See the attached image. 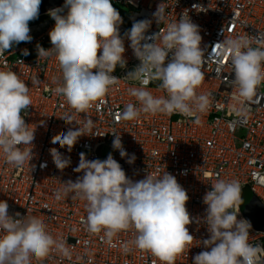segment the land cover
<instances>
[{
    "label": "clouds",
    "instance_id": "obj_1",
    "mask_svg": "<svg viewBox=\"0 0 264 264\" xmlns=\"http://www.w3.org/2000/svg\"><path fill=\"white\" fill-rule=\"evenodd\" d=\"M40 3L41 0H0V55L13 44L30 42L29 22L38 18ZM64 7L65 15L59 14L63 9L49 11L55 21L49 32L52 48L38 47V56L55 57L60 74L53 78L56 86L52 91L64 98L74 115L86 112L118 82L111 73L117 65L126 66L123 54L127 39L140 63L125 78L142 86L159 82L157 87L166 95L154 97L145 87L129 88V95L139 107L129 103L122 118L137 119L141 113L180 114L192 118L195 124L200 123L199 114L206 112L211 102L210 94L196 92L204 80L200 67L202 37L199 26L187 15L168 23L163 33L159 31L151 36L145 35L151 21H136L121 37L118 26L122 18L111 0H64ZM153 18L157 24L165 20L162 3ZM254 39L256 47L247 36L218 43L222 52L230 53L231 85L235 88L231 111L239 118L248 111L247 102L264 82V41ZM28 93L29 87L16 73L0 71V154L13 167H23L32 159L35 127L30 129L21 116L22 110L32 105ZM61 118L72 122L67 114ZM91 123L90 119L85 121L84 128ZM113 133L112 148L119 150L123 158L128 154L120 135ZM75 136L68 132L53 137L52 143L70 147ZM49 151L57 169L63 170L69 161L56 148ZM134 160L132 155L127 162L131 164ZM74 171L83 175L63 183L55 195L57 200H63L72 193L73 199L86 202L87 215L82 223L89 233L103 231L102 239L111 245L118 233L133 230L135 239L131 243L150 252L161 264H175L176 257L188 251L194 240L186 227L192 223L186 208L189 197L173 175L147 174L134 182L126 177L111 153L104 160H87L81 153ZM203 203L207 205L203 222L209 238L202 243L210 250L196 254L193 264H264V248L249 242L250 223L237 219L242 203L239 181L217 176L211 190L203 196ZM8 208L6 201H0V264H32L33 260L39 264L53 251L63 257L71 256L66 241L54 239L43 220L19 213L10 215Z\"/></svg>",
    "mask_w": 264,
    "mask_h": 264
},
{
    "label": "built area",
    "instance_id": "obj_2",
    "mask_svg": "<svg viewBox=\"0 0 264 264\" xmlns=\"http://www.w3.org/2000/svg\"><path fill=\"white\" fill-rule=\"evenodd\" d=\"M111 3L122 18L118 26L121 37L134 22L145 19L151 21L147 36L163 33L168 23L177 22L182 15L199 26L204 80L196 92L210 94L211 106L199 114V124L180 114L141 113L137 119H123L122 113L129 103L139 107L129 95V88L145 87L154 97L166 95L157 87L159 82L142 86L125 78L140 61L129 47L130 42L124 39L126 66L117 65L111 73L118 82L86 112L74 115L64 98L52 91L56 86L53 78L60 74L55 57L38 56V47L52 48L49 32L55 21L30 25V42H21L0 55V71L11 70L29 87L32 105L22 110L21 116L30 129L35 127L29 164L13 167L0 154V201L7 202L10 215L35 216L45 222L54 239L66 241L70 257L53 251L39 264H161L150 252L131 243L135 239L133 230L121 231L109 245L102 239L103 231L91 234L82 223L87 215L84 200L73 199L72 193L63 200L56 199V191L63 183L83 175L74 171L81 153L87 160H104L111 153L126 177L134 182L147 174L159 176L167 172L186 190L189 197L186 208L192 220L186 227L194 240L188 251L176 257L175 264H193L196 254L210 250L202 243L209 238L203 222L207 208L203 196L211 190L217 176L239 181L241 189L248 188L264 203V82L247 102L248 111L242 118L237 117L231 111L235 88L231 85L230 53L222 52L218 44L238 36H247L253 47L258 46L254 38L264 41V0H111ZM161 3L166 18L157 24L153 13ZM58 9H63L60 15L67 12L64 4ZM65 114L71 117V123L61 118ZM89 119L92 123L85 129L84 122ZM68 132L76 135L70 147L52 143L53 137ZM113 132L120 135L128 154L123 158L119 150L112 148ZM51 148L69 161L63 170L53 163ZM132 155L135 160L129 164L127 160ZM237 219L248 221L240 210ZM250 225L249 242L264 248V230Z\"/></svg>",
    "mask_w": 264,
    "mask_h": 264
},
{
    "label": "water",
    "instance_id": "obj_3",
    "mask_svg": "<svg viewBox=\"0 0 264 264\" xmlns=\"http://www.w3.org/2000/svg\"><path fill=\"white\" fill-rule=\"evenodd\" d=\"M63 4L64 0H41L38 17L49 13L50 10L58 9ZM245 216L255 227L264 230V206L260 204L259 199L255 197L251 199L245 210Z\"/></svg>",
    "mask_w": 264,
    "mask_h": 264
},
{
    "label": "rangeland",
    "instance_id": "obj_4",
    "mask_svg": "<svg viewBox=\"0 0 264 264\" xmlns=\"http://www.w3.org/2000/svg\"><path fill=\"white\" fill-rule=\"evenodd\" d=\"M33 30H35V28ZM17 44H13L11 47H15ZM252 198H253V196L249 192L248 188L241 189L242 203H241V205L239 207V210H240L241 213H243V215H245V210H246V208H247V206H248V204H249V202L251 201Z\"/></svg>",
    "mask_w": 264,
    "mask_h": 264
},
{
    "label": "trees",
    "instance_id": "obj_5",
    "mask_svg": "<svg viewBox=\"0 0 264 264\" xmlns=\"http://www.w3.org/2000/svg\"><path fill=\"white\" fill-rule=\"evenodd\" d=\"M51 19H52L51 16L47 13L45 15H41L38 18L30 21L29 22V26L30 25H38V24H40L42 22H45V21H48V20H51ZM19 43H21V42H19ZM249 192L251 193V191H249ZM251 194H252L253 197H255V195L253 193H251ZM260 204H262L264 206V203L261 200H260Z\"/></svg>",
    "mask_w": 264,
    "mask_h": 264
}]
</instances>
